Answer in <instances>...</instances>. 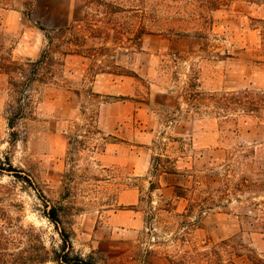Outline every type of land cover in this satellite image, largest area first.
Returning <instances> with one entry per match:
<instances>
[{
	"label": "rangeland",
	"instance_id": "1",
	"mask_svg": "<svg viewBox=\"0 0 264 264\" xmlns=\"http://www.w3.org/2000/svg\"><path fill=\"white\" fill-rule=\"evenodd\" d=\"M66 25L86 51L16 137L0 74V208L14 226L59 253L65 232L68 258L92 264H171L223 243L225 262L264 264V0H0V54L37 59L40 27Z\"/></svg>",
	"mask_w": 264,
	"mask_h": 264
},
{
	"label": "trees",
	"instance_id": "2",
	"mask_svg": "<svg viewBox=\"0 0 264 264\" xmlns=\"http://www.w3.org/2000/svg\"><path fill=\"white\" fill-rule=\"evenodd\" d=\"M45 37V47L37 59L26 58L22 61H15L10 54H0V74L8 77L10 102L7 108L8 127L12 130L11 136L16 137L18 133L14 130L18 122L33 117L36 99L35 96L47 86H60L63 79V69L65 59L73 55L85 53L83 43L84 36L72 34V27L66 25L56 28H42ZM0 32V39L3 37ZM92 123L87 124V135L95 134ZM99 133V131H97ZM72 137V136H71ZM69 138L72 140V138ZM75 146L81 144L77 141V136L73 137ZM105 139V138H102ZM74 146V144L72 145ZM157 168H155L156 170ZM163 174L174 173L173 170L161 171ZM180 189V188H178ZM182 197L181 194H177ZM169 211V210H168ZM157 213L151 212L146 218L147 235L157 236V227L162 222L157 218ZM51 221L58 223V215L55 208L48 214ZM185 224V222L183 223ZM188 226V225H187ZM189 226L198 227L197 222ZM64 243L60 253L50 251L46 248L40 236L35 234L33 228L25 229L14 226L13 218L6 212L5 208H0V264H92L80 259H69L66 254L68 234H61ZM161 242H157L159 244ZM223 245H214L209 251L200 252L198 248L186 251L182 256H174L170 259L171 264H235L231 258L225 262L221 251H227ZM231 256H236L235 252L227 251ZM252 264H259V260L253 258Z\"/></svg>",
	"mask_w": 264,
	"mask_h": 264
}]
</instances>
